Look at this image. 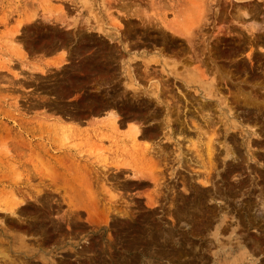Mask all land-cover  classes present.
<instances>
[{"label": "rangeland", "instance_id": "rangeland-1", "mask_svg": "<svg viewBox=\"0 0 264 264\" xmlns=\"http://www.w3.org/2000/svg\"><path fill=\"white\" fill-rule=\"evenodd\" d=\"M0 264H264V0H0Z\"/></svg>", "mask_w": 264, "mask_h": 264}, {"label": "bare ground", "instance_id": "bare-ground-1", "mask_svg": "<svg viewBox=\"0 0 264 264\" xmlns=\"http://www.w3.org/2000/svg\"><path fill=\"white\" fill-rule=\"evenodd\" d=\"M190 81H192V79H186V82H190Z\"/></svg>", "mask_w": 264, "mask_h": 264}]
</instances>
